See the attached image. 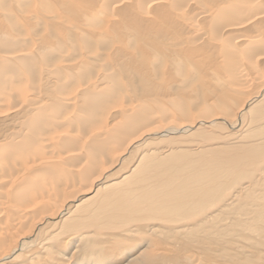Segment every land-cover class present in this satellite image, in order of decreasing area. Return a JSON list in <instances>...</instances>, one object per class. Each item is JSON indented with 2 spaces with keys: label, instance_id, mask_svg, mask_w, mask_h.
Listing matches in <instances>:
<instances>
[{
  "label": "bare ground",
  "instance_id": "obj_1",
  "mask_svg": "<svg viewBox=\"0 0 264 264\" xmlns=\"http://www.w3.org/2000/svg\"><path fill=\"white\" fill-rule=\"evenodd\" d=\"M0 264H264V0H0Z\"/></svg>",
  "mask_w": 264,
  "mask_h": 264
},
{
  "label": "rangeland",
  "instance_id": "obj_2",
  "mask_svg": "<svg viewBox=\"0 0 264 264\" xmlns=\"http://www.w3.org/2000/svg\"><path fill=\"white\" fill-rule=\"evenodd\" d=\"M72 249V248H71Z\"/></svg>",
  "mask_w": 264,
  "mask_h": 264
}]
</instances>
